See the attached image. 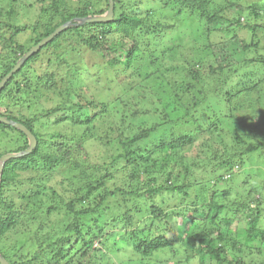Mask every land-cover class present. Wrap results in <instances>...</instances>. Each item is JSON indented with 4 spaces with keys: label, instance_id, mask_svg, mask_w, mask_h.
<instances>
[{
    "label": "trees",
    "instance_id": "1",
    "mask_svg": "<svg viewBox=\"0 0 264 264\" xmlns=\"http://www.w3.org/2000/svg\"><path fill=\"white\" fill-rule=\"evenodd\" d=\"M64 3L0 0V80L57 26L103 14L109 7L108 0H76L73 9ZM141 3L144 12L136 9ZM261 28L264 0H113L111 20L71 25L26 59L0 90V116L24 125L36 138L28 154L4 162L0 175V254L9 264H119L112 254L128 249L125 253L139 263L152 264L157 258L155 264H264V184L236 190L231 201L229 190L219 201L218 189L212 191V184L225 179L223 173L216 175L217 168L230 174L245 155L258 152L263 157L264 140L220 153L207 136L195 147L191 162L186 160L190 153L185 155L201 133L212 134L229 123L219 106H212H223V99L198 75V60L209 51L213 54L219 32L241 31L250 38L243 44L249 49L257 46L254 38ZM97 54L102 64L92 59ZM78 55L83 57L76 67L72 60ZM144 55L148 64L142 68L138 63ZM162 59L176 64L165 73ZM93 68L96 86L106 83L125 92L133 86L135 98L144 96L141 109L127 116L132 122L126 123L124 115L117 127L105 100L69 102L68 76L80 77ZM228 88L223 90L231 105L244 91ZM205 106L214 116L208 129L196 117ZM60 110L67 112L62 118L69 129L41 130ZM238 111L230 106L231 117ZM137 119L139 129L133 124ZM256 121L254 116L239 119L241 126L233 125L234 138L242 142L240 128L257 134ZM161 129L164 135L147 147L145 139ZM54 135L62 141L58 153L45 151ZM116 143L120 151L114 154ZM27 146L22 131L0 122V157ZM104 150L108 161L100 159ZM154 151L163 153V161L154 158ZM201 152L208 153L205 159ZM167 163L173 170H166ZM190 165L193 170L203 167L204 174L194 182L181 181L191 172ZM164 191H179L195 206L174 216L187 219L181 231L171 223L174 213L165 210ZM246 251L256 255L244 260Z\"/></svg>",
    "mask_w": 264,
    "mask_h": 264
},
{
    "label": "rangeland",
    "instance_id": "2",
    "mask_svg": "<svg viewBox=\"0 0 264 264\" xmlns=\"http://www.w3.org/2000/svg\"><path fill=\"white\" fill-rule=\"evenodd\" d=\"M65 2L66 3L64 4H66L71 9H73L74 6L76 5L75 4L76 0H65ZM131 6L132 5L130 4V7ZM143 6L144 5L141 3L137 6L136 9L140 10V12L141 11L144 12L146 10ZM136 9H134L133 6L132 13L137 11ZM32 15L33 14L31 13L30 17H32ZM20 20L21 19H19L18 21L20 22ZM78 25H82V24H78ZM154 34L155 31L151 30L150 35L155 36ZM242 35L243 33L241 31L238 32L237 29L236 30L233 29V31L229 32L228 35H222L221 32H219L218 34H216V42H215L216 46L212 50L213 54H211V52L209 51L207 54L201 56V58L197 62L198 64L196 63L197 64L196 66L199 69L198 75H200L205 81H207V84L210 83V85H212V90L213 91L216 90L217 95L221 97L220 99H223V103H222L223 106L216 103H212V106L214 108L219 106V108L221 109V114L224 115L223 118L227 120L229 123L227 124V126L223 125L222 127L223 129L215 128L216 132L212 134L201 133L199 137H197L198 139L194 143L192 149L190 147V148H186L185 150V155L190 153L189 155L186 156V160L189 162H191L193 154L195 153L194 152L195 147L200 144L199 142L205 140L207 136L208 139L210 138L209 144L218 147L219 149L218 148L217 149L220 150V153H222L221 150H224V148H226L225 150L227 152H232V153L234 151L244 150L249 145L256 144L258 141L260 142L264 140V115H263L264 114V28L259 29L256 37L254 38V41L257 42L256 47L250 46L249 49H244L243 44L249 43L250 38L245 37V35L243 36ZM214 37L215 36H213V38ZM148 44L150 45L152 43L148 42L147 45ZM153 47H154L153 45L149 46V48L146 49V54H149V51H151ZM1 51L2 50L0 43V52ZM61 54L63 55L64 52H62ZM85 55L88 54L85 53L83 55L84 57L83 56L82 57L84 58L85 61H88V57H86ZM167 55L168 54L166 53L165 56L167 57ZM81 56L77 58L78 60L75 58H73L72 60L73 62H75L74 64H76V67L77 66L79 67V65H81ZM141 57L138 65L144 68L148 64L147 61L148 57L147 55ZM92 59L95 60L96 63L98 62L101 63L103 61L102 56L98 54L94 56ZM160 61L161 59L158 61V63H160ZM175 62L173 61V63H171L168 60L162 59L161 67L164 70V72L167 73L168 71H166L165 69L172 66L173 64L175 65L176 64ZM150 70L151 68H149L147 71ZM52 71L54 70H50L49 72L51 73ZM60 71L62 72V69ZM95 71L96 68H93L92 71L89 72L83 71L80 77H78L77 75L74 76L72 73L68 76L67 80L69 81L72 89L69 102H71V99L72 101L83 102L85 101L84 98L93 99L94 97L96 100H98V103H100V101L105 100L108 101L107 108L109 112H112L113 114L112 119H114L117 127L121 126L120 125L122 122L121 117L122 116L124 117V115H126V119H125L126 123L132 122V120L127 118V116H130L135 109L138 108L141 109L140 106L143 103L142 100L144 99V96L139 93L138 99L135 98V92H134L135 90L133 89V86L128 88L127 92H125L122 88H116V87L109 88V86L106 83H103L100 86L99 85L96 86L93 79V75ZM133 75L135 74L133 73ZM133 75H132V79L136 80L137 77ZM124 76L125 75H121V78H123ZM225 77L228 80L227 82L225 81V83H222L221 81L225 80L224 79ZM54 78L57 79L56 75ZM74 79L75 80L78 79V82L72 81ZM79 80L82 82L81 84H79ZM134 80H132V82ZM71 81L73 84L71 83ZM223 87L225 91L229 89L228 87H230V90L243 89L244 91L242 94L239 95V98H235L236 100H233L231 102L232 107L236 105V107H238L239 109L238 112L233 113L232 117L230 112L231 105H229L227 101V96H225ZM245 87H252V88L246 89ZM118 93L121 94L119 97H117ZM54 102H58V100H54ZM239 104L241 105V107ZM66 113L67 112H63L62 110L55 112V114L51 116L48 124L46 125L42 124L41 130L47 129L48 126H52V128L50 127L51 129L57 128V129H62L63 131H65L66 127L67 129H69L70 126L69 125L66 126L65 123L66 120L65 119L63 120L62 118L64 114L66 115ZM198 114L200 115V117L198 116ZM251 116H254L257 119L256 123L260 125L257 134L253 135V132H248V131L246 132L244 131V129L240 128L238 131L243 138H242V142L237 141L234 138L235 130L233 129V125L241 126L239 125L240 122H238V120L244 117L246 121H249ZM196 117L201 121L203 127H205L206 129L210 128L211 125L210 120L212 119V122L214 120V116L212 115L211 111L207 110V107L203 112L201 113L198 112L196 114ZM54 121L56 122V124H54ZM140 123L141 121L139 119H137L136 122H133L134 128L139 129L138 126L140 125ZM158 131L159 132L157 134L155 133V136L149 139H145L147 140V142H145L148 144L147 147H151L153 144H155L156 142L154 141H157V139L163 136L165 133L164 129ZM52 140H53L52 142H48V144L46 145L45 151L52 150L54 153L55 152L58 153L59 151L56 150L57 143H62V141L59 140L58 135H54L52 137ZM95 150H96L95 148H91V151H95ZM60 151L63 152V149ZM113 151L114 154H117L120 151L119 145L117 146V143L113 146ZM105 152L106 151L104 150L100 154V159L103 160L106 158L107 154H105ZM201 153L202 155L200 153L199 155H201V157H203L204 159L208 155V153L206 152H201ZM257 155L258 152L256 153L253 152L251 154L249 153L245 155L242 158V162L234 163L233 172L230 174L224 173L223 170L222 172L219 168L216 169V175H220V173H223L222 175H224L225 179L218 180L217 183L212 184V191L218 189L219 192V194L215 197V199H217L218 196L220 195V200H221L222 199L221 193L224 190H229L230 191L229 198L231 201L235 196L236 190L243 191V189L252 187V185L260 186L261 183L262 185L264 184V149H263V157ZM153 156L154 158L163 161L162 152L154 151ZM105 160L108 161V157ZM65 169L62 170L61 172L62 177L66 175L64 173ZM178 169H180L179 166H176L174 168L175 171H177ZM166 170L167 171L173 170V166L167 163ZM189 170L191 171L189 175L184 177L181 181H186L187 183H190L191 181L194 182L198 178L200 179L202 177V174H204L203 167L202 169L193 170L192 165H190ZM72 172L73 171H71L70 173L72 174ZM70 173L67 174L69 177L71 176ZM36 176L39 177V175ZM166 178L167 176H165L163 179H160L158 177V182L156 184L163 182ZM243 181H245L246 183L242 184ZM179 184L181 183L180 182L175 183V185H179ZM243 194H245V192H243ZM209 195L210 192L208 193L207 198ZM253 196L256 197L257 195L254 193ZM163 198H164L163 205L168 206L167 208H165V210H167L169 213H174L173 218H171L172 219L171 223L174 225L173 228L175 230L178 229L179 231H181L184 228L185 226L184 222L187 221V219L183 220L180 218H175L174 216H177L176 213H179L180 209L184 207H188L187 209L189 210L195 206L192 205L193 203L191 202L189 197H182V194H180L179 191H176L174 194H170L164 191ZM217 200L219 201V199ZM190 213L191 212H189V214ZM178 221H180L179 224ZM127 251H130V249H128ZM125 252L124 251L117 252L116 253L117 255L112 254V257L119 264H151L150 262L148 263V261L144 263H139L137 259L131 260ZM228 254H229L227 255L228 257H232L233 252L231 253L229 252ZM158 255L160 254L158 253ZM254 255L253 254L251 255L248 253V251H246L244 255V260H247L248 258H250V256L252 258V256L254 257ZM155 263H158L157 258L153 260L152 264Z\"/></svg>",
    "mask_w": 264,
    "mask_h": 264
},
{
    "label": "water",
    "instance_id": "3",
    "mask_svg": "<svg viewBox=\"0 0 264 264\" xmlns=\"http://www.w3.org/2000/svg\"><path fill=\"white\" fill-rule=\"evenodd\" d=\"M109 7L107 11L103 14L99 15H91L85 17L74 18V21H67L59 26H57L48 36L42 38L37 44L33 45L27 52H25L15 63L14 67L0 80V90L7 82V80L11 77V75L16 72L28 59L31 55L36 53L43 45L48 43L51 39H53L57 34H59L65 28L71 25L84 24L89 22H100V21H109L113 18V0H108ZM0 122L6 123L8 125L14 126L15 128L22 131L28 140V146L25 150L16 153H6L0 157V175L2 171V167L4 162L12 157H18L25 154H28L35 146H36V138L35 136L22 124L14 122L12 120L7 119L6 117L0 116ZM0 264H9V262L0 254Z\"/></svg>",
    "mask_w": 264,
    "mask_h": 264
}]
</instances>
